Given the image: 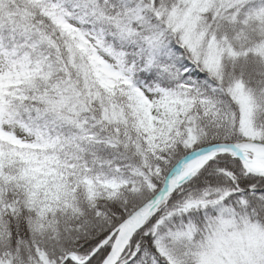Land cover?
Returning <instances> with one entry per match:
<instances>
[{
    "label": "snow or ice",
    "instance_id": "snow-or-ice-1",
    "mask_svg": "<svg viewBox=\"0 0 264 264\" xmlns=\"http://www.w3.org/2000/svg\"><path fill=\"white\" fill-rule=\"evenodd\" d=\"M0 264H264V0H0Z\"/></svg>",
    "mask_w": 264,
    "mask_h": 264
}]
</instances>
